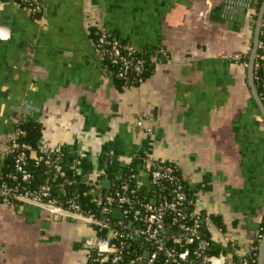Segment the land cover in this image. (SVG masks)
<instances>
[{
    "label": "crops",
    "instance_id": "0c3cea01",
    "mask_svg": "<svg viewBox=\"0 0 264 264\" xmlns=\"http://www.w3.org/2000/svg\"><path fill=\"white\" fill-rule=\"evenodd\" d=\"M258 0L0 2V147L35 122L38 143L111 188L144 157L170 162L227 261L246 254L264 221V116L249 82ZM153 51L139 86H119L91 36ZM261 83L264 90V34ZM257 88V87H256ZM141 122V124H139ZM155 158V159H154ZM104 170V174L101 172ZM94 227L31 204L0 203V264H90Z\"/></svg>",
    "mask_w": 264,
    "mask_h": 264
},
{
    "label": "built area",
    "instance_id": "2783aa9c",
    "mask_svg": "<svg viewBox=\"0 0 264 264\" xmlns=\"http://www.w3.org/2000/svg\"><path fill=\"white\" fill-rule=\"evenodd\" d=\"M14 2L34 13L41 7V0ZM261 34H264V18ZM94 44L102 58L107 55L116 68L109 70L111 76L124 80L125 86H139L145 81L141 73L147 70L146 64L153 55L111 38L103 27ZM262 47L260 41L258 49ZM255 66L259 67L260 63ZM21 124L13 128L7 145L0 148V203L31 204L54 216L91 224L96 237L90 258L94 256L97 264H253L250 255L253 246L231 261L223 253H207L209 217L196 209L188 186L176 165L170 162L144 157L150 187L139 181L130 167L127 178L106 196L102 219L85 212L75 198L63 202L54 193V181L65 178L70 168L81 173L78 158L66 164V152L61 146L30 143L26 140L27 130ZM39 168L44 175L42 180L36 173ZM141 191L146 193L147 200L140 197ZM97 203L101 204V199ZM105 230V235L99 234ZM263 237L264 234L259 235L260 244Z\"/></svg>",
    "mask_w": 264,
    "mask_h": 264
},
{
    "label": "trees",
    "instance_id": "16d2710c",
    "mask_svg": "<svg viewBox=\"0 0 264 264\" xmlns=\"http://www.w3.org/2000/svg\"><path fill=\"white\" fill-rule=\"evenodd\" d=\"M13 1H19V0H13ZM263 0H258L257 3V7L258 10L261 7ZM256 18L258 16L255 15ZM100 34V28H93L91 30V36L94 40V43L96 42V40L98 39ZM109 35L111 38H115L113 36V34H111L109 32ZM261 37H263V34L260 35V39ZM118 39V38H117ZM123 43H128L126 41H122ZM162 49L161 48H156L153 51H146L143 50L144 52H147V55H153L154 57H158L160 55V51ZM259 55V56H258ZM262 56L263 53L261 52V49H258L257 51V55L255 57V62L254 64H256L257 62L260 63L259 67H254V79H255V85L257 87V90L259 92V95L261 96L263 102H264V96H263V86L261 83V64H262ZM106 68L109 71H115V67L111 64L109 57L106 55L103 58ZM246 61L249 63V56L246 57ZM147 70L143 73H141V75L145 78V80L150 76V74L153 72L154 68H155V63L153 62V60H149L146 64ZM113 79L115 80V82L119 85V86H125V81L112 76ZM21 126L23 128H25L27 130V137L26 140L29 141L30 143L37 145L38 144V140L41 136V129L40 127L35 123V122H26V123H22ZM42 168H39L36 170V173L38 175V178L40 180H42L44 178V175H42ZM179 173V171H178ZM130 174L129 170H127L123 176L114 183V185L111 188H105L102 186L101 184V179L94 181V180H90L88 177L82 175V174H78L75 173L73 171V169H68L67 171V176L65 178H58L56 181H54V193L56 196H58L63 202H66V200H68L69 198H75L80 204L82 209L85 212H91L95 215L96 218L98 219H102L104 214H103V202H105L107 200L106 196L110 195L112 192L115 191V189H117V187L120 185V183L123 181V179H126L127 176ZM180 174V173H179ZM140 197L142 199H148L147 195L144 191H141L140 193ZM97 199H101L102 203L99 204L97 203ZM95 229V227H94ZM97 230V228H96ZM106 230L103 231L102 233H99L100 235L106 234ZM207 233V230H206ZM260 234H264V221L261 224V230H260ZM206 239L207 241H209V245L206 247L207 253L209 254H221L223 253L221 251V249L219 247H217L216 245H213V243L210 241L208 234L206 235ZM135 242L137 243L138 241L135 240ZM254 249L252 250V253L250 255H252L251 257L253 264H258V255H259V248H260V241L259 238L257 239V241L255 242V244L253 245ZM90 264H97L94 261V256H91L90 258Z\"/></svg>",
    "mask_w": 264,
    "mask_h": 264
},
{
    "label": "water",
    "instance_id": "95a60500",
    "mask_svg": "<svg viewBox=\"0 0 264 264\" xmlns=\"http://www.w3.org/2000/svg\"><path fill=\"white\" fill-rule=\"evenodd\" d=\"M264 18V0L261 4L259 9V13L256 20V26L254 31V40H253V47L249 56V63H248V74H249V82L252 89L253 96L258 104L263 116H264V102L259 95V92L255 85L254 79V62L255 57L257 55L259 42H260V35H261V25ZM4 31H11V26L5 25L0 17V38H5L6 36L3 34ZM61 218V217H60ZM205 243V242H204ZM258 264H264V237L261 241L260 248H259V255H258Z\"/></svg>",
    "mask_w": 264,
    "mask_h": 264
},
{
    "label": "rangeland",
    "instance_id": "374dc122",
    "mask_svg": "<svg viewBox=\"0 0 264 264\" xmlns=\"http://www.w3.org/2000/svg\"><path fill=\"white\" fill-rule=\"evenodd\" d=\"M7 141H8V139L5 140V144H4V146H3V147H0L1 149H3V148L7 145ZM154 159H155V158H154ZM155 160H159V159H155Z\"/></svg>",
    "mask_w": 264,
    "mask_h": 264
}]
</instances>
